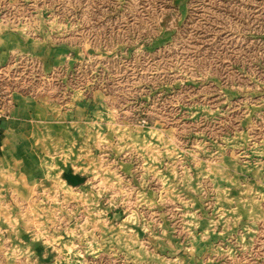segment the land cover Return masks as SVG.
I'll return each instance as SVG.
<instances>
[{"label": "rangeland", "instance_id": "obj_1", "mask_svg": "<svg viewBox=\"0 0 264 264\" xmlns=\"http://www.w3.org/2000/svg\"><path fill=\"white\" fill-rule=\"evenodd\" d=\"M1 31L24 51L0 63V113L14 92L62 105L100 93L121 141L154 146L162 202L138 209V225L152 230L105 234L137 240L138 249L106 248L97 261L84 243L98 238L96 223L87 225L95 219L69 218L55 208L59 197L39 200L40 213L27 218L34 228L22 232L23 218L0 226V264H178L194 240L212 242L202 264H264V197L236 183L242 168L252 179L264 166V0H0ZM69 198L68 209L86 202ZM160 223L172 226L182 255L146 247L165 236L155 233Z\"/></svg>", "mask_w": 264, "mask_h": 264}, {"label": "crops", "instance_id": "obj_2", "mask_svg": "<svg viewBox=\"0 0 264 264\" xmlns=\"http://www.w3.org/2000/svg\"><path fill=\"white\" fill-rule=\"evenodd\" d=\"M13 37L9 32H0V63L11 53L24 51L19 48L21 44L14 41L19 39L13 40ZM95 95L98 96L97 100H91L90 97L76 100L71 96L62 105L46 95L14 92L8 106L0 113V226L8 230L11 225L5 218H23L18 225L22 232L26 230V226L34 228L27 218L35 217L40 210L37 208L34 212L32 206L37 205L39 200L52 201L59 197V202L54 203L63 206L64 208H60L61 213L66 216L70 213L69 218H76L87 212L88 216L95 219H88L87 225L91 227L92 223H96L98 238L91 243L88 240L84 242L88 253L89 249L92 250L93 255L89 256L92 259L106 255V248L118 252L125 249L123 254H131L126 252L128 248L138 249L140 242L137 240L122 243L119 236L118 239L114 236V239L106 241L105 234L108 233L110 237L113 231V234L119 232L123 233L122 237L130 238L139 232L152 230L147 225L145 228L138 225L142 220L138 209L147 210L162 202L153 190L155 181L151 171L155 162L149 153L154 146H145L143 151V146L137 148L138 146L121 141L111 124V110L103 105L100 93ZM142 129L140 131H145L146 141L151 142L152 137L148 135L151 127L145 126ZM242 135L244 138L247 135L243 129L240 132V136ZM139 137L137 139L144 136ZM138 149L144 152L143 155ZM158 149L161 152L167 151V147L162 145ZM159 164L161 166V162ZM261 165L255 166L260 171L252 179L244 175L247 172L242 168L240 179L238 177L236 183L245 186L248 193L251 192L248 185L251 190L255 187L259 196L264 197V175L261 172L264 166ZM229 168L230 171L236 169L233 165ZM234 184L231 182V185ZM69 190L71 192L67 194ZM68 196L72 201H75L74 197H81L88 203H82L79 210L68 209V202L65 205L63 200ZM55 208L57 209V205ZM60 209L58 208L57 213ZM105 224L112 226L113 230L105 229ZM164 224L160 223L154 229L155 233L160 232L165 236L147 243L146 247H160L170 253L176 251L180 252L178 255H182L184 248L177 241L178 237L174 235L172 226ZM22 227L25 228L24 231ZM169 231L171 232L168 233ZM222 231L227 235L233 228L221 229L217 233ZM193 243L187 260L180 256L176 260L178 264L204 262L201 251L212 246V242L194 240ZM169 263L167 258L161 264Z\"/></svg>", "mask_w": 264, "mask_h": 264}]
</instances>
